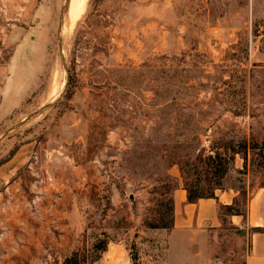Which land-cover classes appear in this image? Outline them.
<instances>
[{
  "label": "rangeland",
  "instance_id": "374dc122",
  "mask_svg": "<svg viewBox=\"0 0 264 264\" xmlns=\"http://www.w3.org/2000/svg\"><path fill=\"white\" fill-rule=\"evenodd\" d=\"M68 3L0 0V163L34 144L0 188V264L17 261L6 229L15 253L47 233L36 264H98L115 244L135 264L168 245V264H200L181 254L193 238L148 226L167 170L194 183L210 150L240 151L215 195L246 213L264 188V0H86L72 25ZM212 228L201 263L244 264L253 230Z\"/></svg>",
  "mask_w": 264,
  "mask_h": 264
},
{
  "label": "crops",
  "instance_id": "0c3cea01",
  "mask_svg": "<svg viewBox=\"0 0 264 264\" xmlns=\"http://www.w3.org/2000/svg\"><path fill=\"white\" fill-rule=\"evenodd\" d=\"M34 151V144L32 142L21 145L16 151L14 156L0 166V188H3L7 183L13 179L16 174L28 164V161L32 157ZM235 194L232 192H221L216 194V200L206 199L199 200L197 203L190 204L186 201V192L180 186L173 193L174 200V226L169 233V241L172 234L178 233L182 237H191L189 244L181 245V254L185 256V260L189 263L192 261H199L204 258L203 253L200 250L201 240L200 231L203 225H210L212 229H216L219 226V206L231 205L234 201ZM230 225L235 228H264V188H260L255 191L248 200L247 217L244 221L240 216H228ZM21 232L14 229H6L3 232L2 238H8V244H13L11 254L17 261L14 264H32L29 256L32 258L34 264H36V257L32 256L31 251H45V247L48 244L45 242V236L47 234L44 231L36 230L37 239L26 241V245H33L32 247L21 246L19 253L13 251L15 245L18 244V238L21 237ZM246 241L248 243V252L244 258V264H264V233H247ZM186 240L182 241L185 243ZM189 242V241H188ZM197 243V244H195ZM52 245V244H51ZM188 247H191L188 249ZM173 246L168 245L166 250L161 253V257L158 256V260H148L145 256L138 260L139 264H168L170 254L173 252ZM21 258V259H20ZM25 259V261H24ZM24 262H22V261ZM28 261V262H27ZM98 264H132V259L128 255V251L120 244H115L113 247H108L102 258L99 259Z\"/></svg>",
  "mask_w": 264,
  "mask_h": 264
},
{
  "label": "trees",
  "instance_id": "16d2710c",
  "mask_svg": "<svg viewBox=\"0 0 264 264\" xmlns=\"http://www.w3.org/2000/svg\"><path fill=\"white\" fill-rule=\"evenodd\" d=\"M244 145V150L246 151V145ZM239 150L235 148H226L225 151L220 152L218 150L212 151L204 156L203 164L201 168V174L196 182L192 183L188 181V173L180 168L183 177V187L182 189L186 192L187 203L194 204L199 200L214 199L216 200L215 192L221 190L223 179L229 171V163L234 160V157L239 154ZM15 154V151L10 154L8 159L0 163V166L10 160ZM202 175V177H201ZM165 183L162 185V193L160 195L161 201L157 203V221L149 224L150 229H161V230H171L174 226V200L173 193L179 188V185L174 183L172 178L168 174L165 175ZM220 216H240L245 221L247 217V212L244 213L240 210L239 205L234 201L231 205H220L219 206ZM255 233H264V228H253ZM107 242L101 240L99 245H95L94 248L99 254L106 251ZM100 257H97L98 260ZM132 264H135V257L131 258ZM64 264H79L77 260V254L74 253L73 256L67 259Z\"/></svg>",
  "mask_w": 264,
  "mask_h": 264
},
{
  "label": "bare ground",
  "instance_id": "6f19581e",
  "mask_svg": "<svg viewBox=\"0 0 264 264\" xmlns=\"http://www.w3.org/2000/svg\"><path fill=\"white\" fill-rule=\"evenodd\" d=\"M85 1L86 0H69L67 17L70 25L76 21L79 14L82 12Z\"/></svg>",
  "mask_w": 264,
  "mask_h": 264
}]
</instances>
